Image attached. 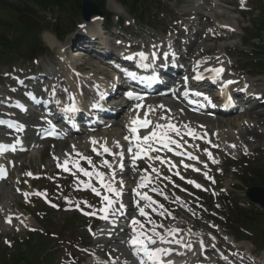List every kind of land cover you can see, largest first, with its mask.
I'll return each mask as SVG.
<instances>
[{"label":"rangeland","instance_id":"374dc122","mask_svg":"<svg viewBox=\"0 0 264 264\" xmlns=\"http://www.w3.org/2000/svg\"><path fill=\"white\" fill-rule=\"evenodd\" d=\"M155 1L156 5H154L150 9L153 12L151 11V14L147 13L151 16V19L149 20V18L146 17L143 19V23H140V21L134 22L133 19L126 14L124 8L114 0H108L105 3V12L113 15L112 23H115L118 20L119 22H122V28L120 32L122 33V35L132 38L138 36V38H135L137 39L138 43L140 42V39L144 38V41L147 40L146 31L150 34H154L159 38L164 36L168 37V32L176 30L177 28L180 31L181 26L187 28V21H194V19L198 18L199 25L196 29L200 30L198 39L200 45L194 48V53L205 51L211 56H223L228 65L232 68V71L236 72L238 75H245L246 78L253 79L254 83H252V87L256 89L259 88L260 91L258 92L264 95L263 76L258 75V72L253 67V64L257 62L255 57L256 53H253V49L259 44L258 40H255V38L253 39V36L255 35L254 33L256 32V29L253 26V20L256 19L257 16H259L256 0H247L245 3L243 2V6L241 4V1L239 0H211V3H208L209 5L207 4L204 6L203 4L202 8H197V0ZM198 7H200V5ZM244 8H246V10ZM198 12L201 13L200 17H194L192 15L193 13ZM155 14L156 16H153ZM43 18H45L46 21L50 20L49 15H45V17ZM18 21L21 23V21L25 20L18 19ZM179 21H181V24L178 26ZM75 22L80 23L81 21L79 20V18H76L72 21H69V23H62L64 25L63 27L66 26L63 32L70 33L71 29H73V23ZM148 22V25L152 26L151 28L145 26ZM83 30H85V34L82 33ZM87 34H90L88 27L87 29H76L75 32H73L71 35L67 36L63 41L60 42L57 41L52 30L47 29L40 36L41 49L37 51L36 55H32L30 53L27 54V51L25 49L20 50V47H16L18 57L8 56L11 59L8 62V67H5V64H3L7 56H4L3 54L0 55V83L3 85V93H6V86H12L10 78H2L3 73L5 72L17 74L18 70H21L29 73V68L33 67L35 69V73L37 71L41 72L50 69L54 72L57 78L61 76L60 74H63L64 76L63 69L65 68L60 65L61 63L58 58L60 57L61 60H64L67 57V54L65 53V58L61 57L57 54L56 51L47 47V37L52 36L56 40V42H60V44L63 45L64 48L67 45L70 46L71 42L74 41V47L70 48L72 49V51H75L79 46L77 44L79 43V38H82V40H86L88 38ZM112 34L115 35L116 31H112ZM0 35L5 37L6 45L10 44L8 41H11L12 43H15L16 46H19L18 44L21 39L20 32L11 31L10 29H8V31L0 32ZM109 35L110 34H107V36L105 37L112 38ZM223 35L226 36V38ZM172 37L174 38V36ZM263 39L264 33L262 34V39L260 40V42L263 41ZM86 42L88 43V45H91V40H88ZM1 43L3 42L1 41ZM92 44L94 45V49H100L101 45H99V40L93 42ZM77 51L78 52L76 53L72 52L74 56L71 59L66 58L64 61H68L69 63H71L70 67L77 66V70L81 69L82 72H84L83 75H86L88 77L95 76L102 82L107 83V78L109 79L110 75H112V72L107 67V65L103 63V61L100 63L99 61L95 60V58L89 55H82L83 51L80 49V47ZM19 57H22V59H20ZM64 77L69 78V76ZM252 109L253 111H255L258 109V107ZM260 110H264V106L260 107L259 111ZM260 121H264V113L260 117H257L253 113L238 111V113L232 115L231 117L225 119L218 118L214 121L212 119L210 120V123L207 124L210 131L212 130L213 126L217 127L215 138L218 140V143L220 142L221 144H224L225 147H227V152L223 151L222 147L221 151L218 150L215 153L216 161H218L219 164L215 169H213L215 183H212L211 187H213L216 197L222 193H233L240 199L242 198V196H244L245 189L239 184V182L236 181L241 175L237 171L240 166L236 167L237 165H239H236V163L241 158L252 161L256 167H262V164L264 163V125L259 123ZM243 122L244 124H242ZM237 124H242V127L245 130L241 131L242 127H237ZM229 127H231V132L235 134V140L229 137ZM120 128L121 126L116 125L115 127L107 130V132L112 136L114 135V138H116ZM246 130H254L253 133L259 135L260 139L252 140L251 137L248 139L242 137L240 138V136H243ZM232 145H235V147H231ZM69 146V143H57L53 145H48L46 143L42 144L37 150H32L25 155L18 157V159L16 160V167L12 173V177L8 182H5L1 185L3 191L0 195V208L2 207L7 212H15L21 215L22 219L18 220L19 223H13L10 226H4L0 221V248H2V246L5 249L10 248V246L13 244V240H15V242H21V240L28 239L31 232L37 230L41 232L42 229L38 225L37 221H39L40 218L44 217V215L46 214V218H50L51 221L55 223L58 230H45V232H43V235L47 237L50 236V241L52 242L54 248H56L58 251H60L59 249H61L62 252H59L58 254V252L54 249L48 250L44 255L42 264H56V260L59 255L60 257L62 256V259H67V261L64 262L65 264H94L91 258L87 259L89 258V255H86L84 260L71 259L70 255L74 256V253L80 255L76 251V245L74 246L71 244L69 245L70 249H67L62 244V242L69 243L70 240L68 238L70 232L66 228H64L66 227V224L63 225V221H65L64 223H70V226L72 228L78 225L77 220H74L73 222L69 219L72 215H69L68 213L62 211V207H60L58 211L56 209L50 210L48 207H44V204L40 200L38 201L40 202L41 206L33 207L32 205L33 199H39L38 196H44L55 202L57 205L63 207L69 206V204L65 203L64 199L60 198L61 196H64L68 197L72 202L80 204V206L87 209L88 212H90L92 209L87 207V205L99 207L100 201L96 199V197L89 196L85 192L82 193L80 191H75L74 185H76L78 181L83 183V181L86 180L83 179L79 175V173H76L74 177L73 174L71 175L69 173L58 172L53 169V163L49 158L50 152L52 150H64L65 147ZM84 146L85 151H81L79 149L77 150L82 152L83 155H90L89 149L86 145ZM245 149L247 150V153H245ZM80 162L81 165L84 164L83 161ZM230 162L235 163L233 167L231 166ZM94 167H96L95 164ZM89 168L91 167L89 166ZM138 169L140 173L142 171H146L149 174L150 172V170H145L144 167L142 169ZM27 173H31L32 176L36 177V179H30V176L27 175ZM201 181H203V179H201ZM93 182L94 181H92V183ZM70 183L74 184L72 185V187L68 188L67 185ZM128 183L130 182L127 181V184ZM158 186L165 193L169 191L166 190V187L170 186H164L163 183L159 182ZM14 187H19L22 191L30 193V195L27 197V199L21 198L14 193ZM187 189L190 191V194L185 193L184 195H182L183 200L187 201L186 197L188 196L193 197L192 195H200L202 199L199 203L203 206V209H200V213H196L194 217H189L186 214H178L176 216L177 218H168L167 221H162V224L168 228L174 227L177 229H181L183 227L185 228V230H187L188 228L193 229L195 230V232L202 234L201 238H204L205 236L210 237L211 234H213L214 236L218 237L217 241L221 246L226 245L228 242H231V239H228L229 237H227L228 235H224V232L222 230L223 227L222 225H219L220 223L218 224L219 226H217V231H212L209 226L212 223L205 218V204L209 209H221V207H217L216 205V198H213V196H210L208 193H202L201 195L197 191L189 187ZM37 193H39L40 195H37ZM127 194H129V191ZM27 201L28 204H25V202ZM31 216L35 219H33ZM67 220L68 222H66ZM219 220H221L220 217ZM22 222H24L25 226L24 224H22ZM81 223L91 228L99 225L97 227V230L101 227V225L99 224V220H97V218L93 216H90V219L84 220V223L79 220V228L82 225ZM82 235L86 238V245H78L79 248H88L89 251H93L99 257L104 259L105 262L110 263V257L120 259V256L114 255L110 251L109 255L107 256V254L105 253L107 250H103L105 243L104 241H94V239L91 238L84 230L82 231ZM248 238L250 239V242H239L236 247L246 252L252 253L254 255L253 258H255L254 262L256 264H264V251L258 252L255 248V246L258 247V245L254 244V242L256 243V239L252 237ZM96 239L101 240V238ZM5 240L7 241V243H4ZM39 243L49 244V239H47L46 237H41L39 238ZM101 250H103L104 252H102Z\"/></svg>","mask_w":264,"mask_h":264},{"label":"snow or ice","instance_id":"6c2138e0","mask_svg":"<svg viewBox=\"0 0 264 264\" xmlns=\"http://www.w3.org/2000/svg\"><path fill=\"white\" fill-rule=\"evenodd\" d=\"M241 4L243 6V0H241ZM83 27V25L81 26ZM119 43V42H118ZM157 46H153L154 51L151 54H145L144 52H140L136 54V56H128L126 59L134 60L137 57L143 63L142 67L148 68L151 64L155 63V61L159 58L160 54L155 50ZM165 59L169 57V53H163ZM174 58V54H173ZM217 61H220V58H216ZM204 63H207L205 61ZM201 67L200 62H197L196 69L198 70ZM204 72H207L214 79L222 80L225 72L224 67H207L204 68ZM131 79L135 80V74H131ZM203 78V74H197L194 76V79L200 80ZM188 80V77H185V81ZM239 83L234 80H227L223 82L224 87H228L232 84ZM248 87L247 84L244 85V88L241 89L246 90ZM66 93L67 89L64 90ZM97 94L99 100L95 102L92 107L93 109L101 108V104L99 101L105 100L106 96L103 93L99 92V87L97 86ZM29 99L35 101V96L32 93H26ZM56 86H52L51 97L55 99ZM126 98L130 100L137 101L138 103L133 105V108L130 109V113H135L134 116L130 117L129 123L126 125L127 135H125L124 139L127 141V154L130 158V166L132 168L133 173L138 171L136 167L137 159L147 158V161H159L162 165L169 164L170 169L175 167L172 165L170 161H166L163 159L158 153L161 150L173 151L176 155H182L179 149H181L182 144L178 142L174 136L183 137L184 135H188L193 139L202 138L197 137L196 130L191 129L188 125H177L172 123V116L170 109H166L165 106L159 105L156 107L146 106L143 104L145 99L144 96L140 94H134L132 91L127 92ZM184 95L187 96L188 92L185 91ZM195 96L200 97V93H194ZM202 99L207 102L208 105L215 106L212 104L211 99L208 96H203ZM228 100L231 101V97H228ZM193 103H197L198 101H193ZM57 106L60 107L61 112L65 116H71L77 113L80 109L76 103L75 96L72 94H68V102L63 103L61 100H56ZM198 106L203 107L202 104H198ZM15 107L21 111L26 112L27 109L16 103ZM146 108L143 113V118L140 117L139 109ZM159 109H163V111H158ZM165 112L168 115H165ZM164 121V123H161ZM49 125V128L46 130L38 129V133L41 138H53V139H61L63 138L59 131L55 128L54 125L51 124L50 121H46ZM4 121L0 120V125H3ZM7 127L12 129L18 135L15 138L14 143L5 145L0 143V155H3L7 151L15 152L18 148L22 150V139L19 134L25 132L26 126L22 123H19L15 120L11 121ZM151 127V131L146 134H140L141 128H149ZM200 128H204L205 126L200 125ZM174 134V136H173ZM90 143L93 146L92 151L97 155L103 157L104 155H110L113 157V162H109L107 159H102L101 163L103 167L109 169L110 174L105 175V173L96 170L93 167V162L90 157H85L82 153H79L76 150V146L73 145V151L71 153L65 152L63 154V158L56 156L55 153L52 154V158L56 161V167L61 169L63 172H69L74 175L76 173H80L83 177L87 179L83 181L84 187L89 188L96 196L100 197V205L99 207H94L92 205H87V207L91 208L90 212L84 213L85 215L93 216L101 221L105 222L110 227L106 229H101L99 232H93L92 235L96 238L98 235L103 234L104 232L110 237L112 235L113 229L116 227L117 222L120 218L125 217L127 214V205L124 203L123 197L125 196V188H124V180L122 176L118 177V173H123L125 168L128 166L125 164V153L122 150L123 146L119 143V141H113L112 148L107 146V141L105 140L103 143L96 140L95 138H90ZM99 145V147H97ZM175 145V149L172 147ZM54 147V146H53ZM218 147V145H217ZM231 147H235L232 145ZM113 148L118 149L119 151H113ZM151 153H157V155H151ZM245 153L247 150L245 149ZM189 158L192 160H197L196 156H192L188 154ZM117 158H119L118 163ZM86 161L89 166L92 168V171H88L80 166V161ZM115 165V166H114ZM149 167L152 170V173L155 174V177L149 175L146 171H142L137 180V188L133 190L134 204L137 207V214L139 216L145 217V219L151 223V228H146L143 223L140 222L135 216L129 222V227L132 229L129 234V238L126 241H121V243L126 244L129 249L131 256L133 257L135 264H171L170 260H166L165 258L172 254V249L167 247L170 244H178L183 247L192 249V242H184L181 239H177L178 233L182 231L181 229H177L174 227L165 228L163 224H157L155 221L151 220L146 212V209H151L153 212H156L158 209L159 215L165 216L166 213L162 210L163 205L157 203V201L153 200L147 192L141 191L144 188H149L151 192L162 196L164 199H169V197L164 193V191L158 186L156 183L160 179L170 180L169 177H161L160 169L154 167L152 163H149ZM185 168L189 167V165L185 164ZM74 170V171H73ZM195 171H199V169H193ZM6 171L0 166V180L6 178ZM27 175L31 176V173H27ZM176 175H179L177 172ZM183 179V177H181ZM78 179V178H77ZM95 180L96 184L99 185L97 188L92 181ZM190 184H193V181H187ZM117 185H119L117 187ZM175 186V185H174ZM59 187V186H58ZM196 188H201V185L195 184ZM19 192V189H17ZM24 197L30 195V193H23ZM37 195H40L37 193ZM60 198L65 200L66 204H69L70 207H75L77 210H81L80 204H76L72 202L68 197L61 196ZM51 204V201H48ZM141 202H143L141 204ZM175 203L181 204L183 206V202L179 197L175 198ZM86 203V202H85ZM52 207L58 208L59 205L51 204ZM11 218L7 222H10ZM215 227V225H212ZM157 229H165L163 232L158 231ZM34 230V229H31ZM91 232V229H89ZM192 234L191 232L189 233ZM195 235L199 238L201 233H195ZM213 240V247H215V237H211ZM7 243V242H6ZM201 249L205 247L204 241H199ZM110 264H129L127 259H119L110 257ZM222 259H226L222 257ZM105 264H109V262H105ZM231 264V262H228Z\"/></svg>","mask_w":264,"mask_h":264},{"label":"trees","instance_id":"16d2710c","mask_svg":"<svg viewBox=\"0 0 264 264\" xmlns=\"http://www.w3.org/2000/svg\"><path fill=\"white\" fill-rule=\"evenodd\" d=\"M81 0H0V15L4 20L0 23V31L2 29H10L11 31H18L21 34V39L19 41V47L22 44L27 45V48H30L31 51L37 49L39 46V34L40 31L44 28L53 27L56 34L60 32V29L63 28V24H61L63 17L72 18L75 13H77L79 9ZM128 10L130 15L135 16L139 20L144 18L146 12L149 13V9H147L146 5L151 0H119ZM98 6L103 9V2H96ZM48 13L51 15V22L43 19L40 14ZM261 23L259 30H264V12H261ZM18 19H23L25 21H18ZM35 23V24H33ZM52 25V26H51ZM63 34V33H61ZM1 41L3 43H1ZM6 40L3 36L0 35V48L3 49H13L11 46L16 45L11 44L8 46L5 44ZM264 52V47L261 49ZM261 69L264 71V64L260 65ZM253 175L260 177L259 171H252ZM262 178H257L256 181L260 184L262 182ZM252 182V181H251ZM245 183V182H244ZM229 209L230 217L227 218V222L229 224L236 223V226L239 227L246 226L251 227L250 231L254 228L253 218L250 220V214H252V210H246L238 203H233ZM228 207V206H227ZM244 213H248V215H244ZM234 235H237L239 232L236 230ZM252 232V231H251ZM256 238L259 240L260 244L263 243V233L264 229H255L253 230Z\"/></svg>","mask_w":264,"mask_h":264},{"label":"bare ground","instance_id":"6f19581e","mask_svg":"<svg viewBox=\"0 0 264 264\" xmlns=\"http://www.w3.org/2000/svg\"><path fill=\"white\" fill-rule=\"evenodd\" d=\"M210 0H205L204 2H203V4H204V6L205 5H207L208 4V2H209ZM199 6V5H198ZM201 7V6H200ZM200 7H198V8H200ZM97 23H98V19H96V18H94V17H92L91 18V20H90V22L89 23H87V25H86V27H88V29H91V30H93L94 32H91L90 33V36H93L96 40H99V43L100 44H102V46L104 47V46H106V44L108 43L107 41H105V38H103V36H101L100 34H101V30H100V28H98L97 27ZM89 27H92V28H89ZM97 27V28H96ZM191 27H192V24H191ZM46 41H47V47H49V48H51V49H53L54 51H56L57 52V54L58 55H60L61 57H64L65 58V51H64V46L63 45H61L60 43H57L56 42V40L52 37V36H49V37H47V39H46ZM60 44V45H59ZM101 47V46H100ZM170 48V47H169ZM96 53L97 52H99V51H95ZM94 53V52H93ZM96 53H94L95 55H99V56H102L101 55V53L99 52V54H96ZM182 54V53H181ZM70 64V63H69ZM62 67H64L65 69H63V72H64V76H70V74H71V70L70 69H67L66 67H67V65H68V63L67 62H61V64H60ZM116 65H119V64H116ZM49 70V71H48ZM48 70H46V71H44L43 73L45 74V75H48V77H50V76H53V71H51L50 69H48ZM76 75H78V74H76ZM66 79H68V83H69V85H71L72 86V88L73 87H75V89H77L76 88V86H77V82H80V87H82V86H85V85H89V77H84L83 76V78H81L80 77V75H78V79L76 80V81H73V80H71L70 78H66ZM263 80H264V78H263ZM245 83L246 84H248L247 83V81H245ZM55 85H60V83L59 82H55ZM262 86V85H261ZM89 87H90V85H89ZM248 87L250 88V85H248ZM83 88V87H82ZM71 91H72V89H71ZM58 95V94H57ZM83 99V96H78V98H77V102H78V100L79 101H81ZM146 106H152V107H154L155 105H152V104H149V105H146ZM163 106H168L167 105V101H164V105ZM126 110H128V109H126ZM146 110V108H143V110H142V114L144 113V111ZM159 111V110H158ZM168 115V114H167ZM120 116H122V113L121 114H119V116H118V121H117V123L119 124L120 123V121L122 120V117H120ZM172 116L173 117H176V119H178V117H179V115L177 114V113H172ZM248 116V115H247ZM254 117V116H253ZM262 119H263V117H262ZM173 121H175V120H173ZM203 122H205V120H203ZM161 123H164V121H161ZM259 123H261V124H263L264 125V121H260ZM244 124V123H243ZM259 125V124H258ZM228 126V125H227ZM240 126H242V124H240V125H238L237 124V127H239L240 128ZM248 126H250V125H248ZM230 128V138H232L233 140H235L234 139V137H235V134L233 133V132H231V127H229ZM236 128V127H235ZM250 128V127H249ZM216 129V127H214L212 130H215ZM151 130V129H150ZM244 131L245 129H243V128H241V131ZM254 132V130H246L245 132H244V134H243V136L241 135L240 136V138L242 137V138H252V140L254 139H256V140H258V139H260V137H259V135H257V134H255V133H253ZM238 133V132H237ZM239 138V137H238ZM86 140V138L84 139V140H82V142H80V144L82 145V144H84V141ZM114 141H118V140H114ZM113 142V141H112ZM233 142V141H232ZM119 143L122 145V142H120L119 141ZM73 144H75V143H73ZM112 146L113 145H111L110 146V148H112ZM90 147H93L91 144H90ZM97 147H99V145L97 146ZM115 148H113V150H114ZM115 150H117V149H115ZM119 151V150H118ZM119 160V158H117V161ZM0 193H2V189L0 188ZM116 232H118V234H119V229H116ZM105 234H107V233H105ZM118 234L117 235H115V236H118ZM171 248V247H170ZM120 249V248H119ZM118 249V250H119ZM122 254H124L123 252H121ZM177 258V257H176Z\"/></svg>","mask_w":264,"mask_h":264},{"label":"water","instance_id":"95a60500","mask_svg":"<svg viewBox=\"0 0 264 264\" xmlns=\"http://www.w3.org/2000/svg\"><path fill=\"white\" fill-rule=\"evenodd\" d=\"M81 12H82V19L84 21H88L89 18L93 15H98L100 16L101 14L97 11V9L95 7H93L89 2L87 1H84L81 5ZM251 192H258L259 195L257 197V199H255L254 196L251 197L250 193ZM252 201L258 203V204H261L263 207H264V204H263V192L261 190H256V191H248L247 194H246Z\"/></svg>","mask_w":264,"mask_h":264}]
</instances>
